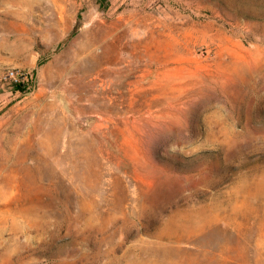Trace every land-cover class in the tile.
<instances>
[{"label": "rangeland", "instance_id": "rangeland-1", "mask_svg": "<svg viewBox=\"0 0 264 264\" xmlns=\"http://www.w3.org/2000/svg\"><path fill=\"white\" fill-rule=\"evenodd\" d=\"M0 264H264V0H0Z\"/></svg>", "mask_w": 264, "mask_h": 264}, {"label": "built area", "instance_id": "built-area-1", "mask_svg": "<svg viewBox=\"0 0 264 264\" xmlns=\"http://www.w3.org/2000/svg\"><path fill=\"white\" fill-rule=\"evenodd\" d=\"M6 78L10 79L12 82L20 83L24 82L28 77L25 71L12 68L7 71Z\"/></svg>", "mask_w": 264, "mask_h": 264}, {"label": "bare ground", "instance_id": "bare-ground-1", "mask_svg": "<svg viewBox=\"0 0 264 264\" xmlns=\"http://www.w3.org/2000/svg\"><path fill=\"white\" fill-rule=\"evenodd\" d=\"M129 31H130V29H129ZM127 34H128V33H127ZM96 37H97V34H96ZM106 38H107V37H106ZM106 38H104V39H106ZM94 40H95V39H94ZM95 41H96V40H95ZM94 43H95V42H94ZM166 71H167V74H168V70H166ZM166 71H165V72H166ZM161 72H162V71H161ZM165 72H164V73H165ZM167 74H166V75H167ZM155 84H157V82H156ZM166 84H167V83H166ZM169 84H170V83H169ZM174 85H175V84H174ZM180 85H181V84H180ZM162 86H163V85H162ZM166 86H167V85H166ZM170 86H171V85H170ZM177 86H178V85H177ZM181 86H182V85H181ZM167 87H168V86H167ZM183 87H185V86H183ZM158 88H159V87H158ZM158 88H157V89H158ZM167 89H168V88H167ZM170 89H171V88H170ZM181 89H182V88H181ZM161 90H162V89H161ZM168 90H169V89H168ZM158 91H159V90H158ZM163 91H165V90H163ZM163 91H161V92H163ZM166 91H167V90H166ZM172 104H173V103H172Z\"/></svg>", "mask_w": 264, "mask_h": 264}]
</instances>
